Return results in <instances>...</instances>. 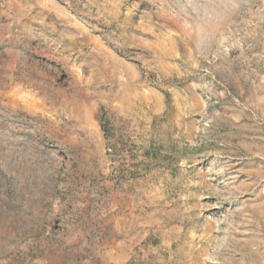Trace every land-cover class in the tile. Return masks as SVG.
<instances>
[{
  "label": "rangeland",
  "instance_id": "obj_1",
  "mask_svg": "<svg viewBox=\"0 0 264 264\" xmlns=\"http://www.w3.org/2000/svg\"><path fill=\"white\" fill-rule=\"evenodd\" d=\"M0 264H264V0H0Z\"/></svg>",
  "mask_w": 264,
  "mask_h": 264
}]
</instances>
